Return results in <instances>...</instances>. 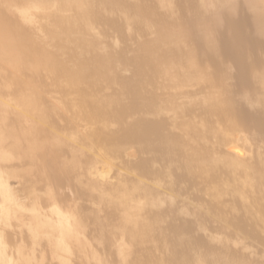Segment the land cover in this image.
<instances>
[{
    "label": "bare ground",
    "instance_id": "bare-ground-1",
    "mask_svg": "<svg viewBox=\"0 0 264 264\" xmlns=\"http://www.w3.org/2000/svg\"><path fill=\"white\" fill-rule=\"evenodd\" d=\"M84 136L134 144L140 184L96 175ZM260 143L264 0H0V264H108L92 237L121 264H264L157 183L264 232Z\"/></svg>",
    "mask_w": 264,
    "mask_h": 264
},
{
    "label": "rangeland",
    "instance_id": "rangeland-1",
    "mask_svg": "<svg viewBox=\"0 0 264 264\" xmlns=\"http://www.w3.org/2000/svg\"><path fill=\"white\" fill-rule=\"evenodd\" d=\"M57 103H59V101H57ZM65 103L66 108L73 110L76 109L74 107L76 101L72 98V96L68 97L67 100H65ZM67 118L68 117L63 119L61 126L59 125L62 129L60 131L61 134L66 137H71L73 136L72 133L75 132L76 129L78 132L80 129H83V131L85 130V128H82V125L86 123L85 121H74V125H70ZM81 119L85 120L83 114ZM108 121V117H102L101 119H97L95 122L90 121L93 122V124L89 127L94 130L96 129L98 133H102L105 124L108 123ZM76 124L77 126H75ZM241 134L242 132L240 131H233L227 142V147L232 148L234 145H237L244 148L245 142L241 138L244 134ZM76 143L74 144L80 147L83 152L90 155L91 160H89V162L96 175L102 176L105 174L106 176H109L110 181L116 185L118 183H130V186L140 184L142 180V175L139 170L140 153L134 144H113L109 147L101 142L100 139H95L93 142H87L85 136L82 137L81 140L78 139ZM260 145L264 144L260 143ZM157 183H159V192L164 199L166 198L165 200H167L168 197L174 196L178 203H181V208H184V210L188 209L193 214L198 215L200 224L203 226L204 232L206 233L205 235L213 236L205 237L206 240L213 239L214 241H222L224 244H228L232 247L236 243L243 250V252L253 255L255 260L258 262H264V232L243 230L237 224L233 223L229 216L224 213L227 211L225 206L212 204L211 200L206 195L205 188L194 189L196 188L195 186H188L187 190H180L179 192L178 187H176V189L172 187L169 188L168 184H163L162 180L160 182L157 181ZM110 223L112 226H116L117 224L115 223V220L110 221ZM114 233L115 237H111L114 242H125V237H121L117 230H115ZM92 240L93 248L104 255L108 264H121V259L119 258L117 252H108L105 254L103 246L98 244L93 237ZM27 241L17 240L15 243L18 242L17 244L24 245L27 244Z\"/></svg>",
    "mask_w": 264,
    "mask_h": 264
}]
</instances>
